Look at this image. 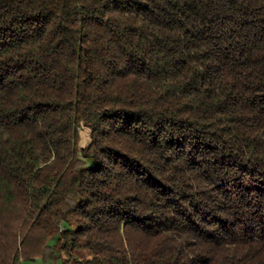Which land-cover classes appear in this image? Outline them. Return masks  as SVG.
Masks as SVG:
<instances>
[{"label": "trees", "instance_id": "obj_1", "mask_svg": "<svg viewBox=\"0 0 264 264\" xmlns=\"http://www.w3.org/2000/svg\"><path fill=\"white\" fill-rule=\"evenodd\" d=\"M47 249L264 264V0H0V264Z\"/></svg>", "mask_w": 264, "mask_h": 264}, {"label": "rangeland", "instance_id": "obj_2", "mask_svg": "<svg viewBox=\"0 0 264 264\" xmlns=\"http://www.w3.org/2000/svg\"><path fill=\"white\" fill-rule=\"evenodd\" d=\"M88 140H89V131L87 130V128H83L81 142L84 145ZM53 243H54V241H51V244H53ZM52 257L53 256H52L51 250L47 249L46 250V255H45V257L43 259L42 258H38V259H36L34 261H31V262L24 261L23 264H48V263H50L53 260Z\"/></svg>", "mask_w": 264, "mask_h": 264}]
</instances>
